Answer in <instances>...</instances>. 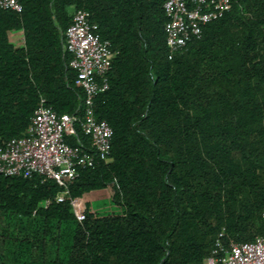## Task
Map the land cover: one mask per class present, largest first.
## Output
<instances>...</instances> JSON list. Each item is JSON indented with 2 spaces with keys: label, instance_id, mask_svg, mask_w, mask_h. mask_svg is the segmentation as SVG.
Instances as JSON below:
<instances>
[{
  "label": "trees",
  "instance_id": "16d2710c",
  "mask_svg": "<svg viewBox=\"0 0 264 264\" xmlns=\"http://www.w3.org/2000/svg\"><path fill=\"white\" fill-rule=\"evenodd\" d=\"M18 1L20 13L0 9V150L25 135L41 99L77 114L64 34L78 11L115 53L94 100L112 139L108 161L62 202L52 180L0 175V264H203L222 230L237 243L264 236V0H230L173 55L164 0ZM75 131L69 144L89 147ZM105 189L120 213L86 201L78 222L71 201Z\"/></svg>",
  "mask_w": 264,
  "mask_h": 264
},
{
  "label": "built area",
  "instance_id": "2783aa9c",
  "mask_svg": "<svg viewBox=\"0 0 264 264\" xmlns=\"http://www.w3.org/2000/svg\"><path fill=\"white\" fill-rule=\"evenodd\" d=\"M162 7L167 18L166 47L173 55L199 38L205 25L221 19L231 4L230 0H164ZM0 9L20 13L22 5L18 0H0ZM88 17L84 11L74 13L64 34V49L72 55L69 67L76 73L75 86L83 92L77 114H57L41 99L25 135L10 139L0 150V175L52 180L64 189L55 202L63 201L68 184L83 170L108 161L110 154L112 130L107 122L95 118L94 100L109 89L115 53L110 42L99 38L98 26ZM75 126L89 140V147L69 144L68 139L76 138ZM71 206L77 221L82 222L80 199L71 201ZM203 264H264V236L237 243L225 238L222 230Z\"/></svg>",
  "mask_w": 264,
  "mask_h": 264
},
{
  "label": "rangeland",
  "instance_id": "374dc122",
  "mask_svg": "<svg viewBox=\"0 0 264 264\" xmlns=\"http://www.w3.org/2000/svg\"><path fill=\"white\" fill-rule=\"evenodd\" d=\"M16 34L20 37L21 32H12L10 34V39L13 41L14 46L21 47V41L17 42L15 41V36ZM111 192L109 189L101 190V191H96V192H91L88 194H85L80 201L85 203L86 201L90 203L92 211L96 212L100 216L108 215V214H118L120 213V209L116 205H114L111 202L110 199Z\"/></svg>",
  "mask_w": 264,
  "mask_h": 264
},
{
  "label": "crops",
  "instance_id": "0c3cea01",
  "mask_svg": "<svg viewBox=\"0 0 264 264\" xmlns=\"http://www.w3.org/2000/svg\"><path fill=\"white\" fill-rule=\"evenodd\" d=\"M11 34V33H10ZM10 34H9V39H10ZM21 35H22V33H21ZM10 41L12 42V44H13V41L10 39ZM15 41H17V42H20L21 41V46L23 45V37L22 36H18L17 34H16V36H15ZM14 45V44H13ZM17 48H19V47H17Z\"/></svg>",
  "mask_w": 264,
  "mask_h": 264
}]
</instances>
